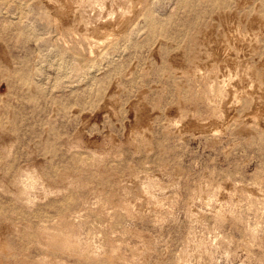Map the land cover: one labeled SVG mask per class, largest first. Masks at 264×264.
Returning <instances> with one entry per match:
<instances>
[{
  "label": "rangeland",
  "instance_id": "374dc122",
  "mask_svg": "<svg viewBox=\"0 0 264 264\" xmlns=\"http://www.w3.org/2000/svg\"><path fill=\"white\" fill-rule=\"evenodd\" d=\"M61 1L0 0V264H264V0Z\"/></svg>",
  "mask_w": 264,
  "mask_h": 264
},
{
  "label": "bare ground",
  "instance_id": "6f19581e",
  "mask_svg": "<svg viewBox=\"0 0 264 264\" xmlns=\"http://www.w3.org/2000/svg\"><path fill=\"white\" fill-rule=\"evenodd\" d=\"M81 1V0H80ZM127 1V0H126ZM135 0H128L127 2L128 3H133ZM55 5L57 6V8H58V10H59V15L61 16V17H66V18H69V16H72V15H74L77 11L75 10H73L72 11V9H71V7L69 6V5H67L66 3H63L61 0H55ZM81 3V2H80ZM80 5H82V4H80ZM54 9V8H53ZM121 19V18H120ZM113 21H106V22H104V23H102V24H100V26H99V28H108V27H111L112 25H113ZM233 29H234V27H232ZM235 30V29H234ZM231 31V30H230ZM236 33V32H235ZM231 35H233L232 33L230 34V36ZM236 35V34H235ZM234 35V36H235ZM230 38V37H229ZM233 38V37H232ZM239 38H241L240 36H239ZM238 38V39H239ZM229 40V39H228ZM229 44V43H228ZM237 46L239 47V49L241 48L242 50L243 49H246L248 46H247V44H245L244 43V40H242V38H241V40H238V42H237ZM227 47H225V48H223V49H221L220 48V50L217 52V55L218 56H224L225 54H224V52H225V49H226ZM226 55H227V52H226ZM225 55V57H226V60L227 61H229L230 63H232V64H236L237 63V58H236V55L235 54H229V51H228V55L226 56ZM240 61V60H239ZM243 62V61H242ZM238 65V64H237ZM239 66V65H238ZM238 75V74H237ZM244 93H246V94H249V95H253V92L252 91H248V90H246ZM27 169V168H26ZM29 171H30V174H33V173H36V169H35V167H34V169H32V167H31V169H29ZM37 174V173H36ZM1 239H0V242H1V244H0V246H2V247H4V245L6 244L5 243V241L3 240V238L2 237H0ZM6 247V246H5ZM140 252V251H139ZM140 255V254H139ZM108 258V257H107ZM109 259V258H108Z\"/></svg>",
  "mask_w": 264,
  "mask_h": 264
}]
</instances>
